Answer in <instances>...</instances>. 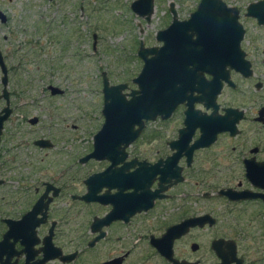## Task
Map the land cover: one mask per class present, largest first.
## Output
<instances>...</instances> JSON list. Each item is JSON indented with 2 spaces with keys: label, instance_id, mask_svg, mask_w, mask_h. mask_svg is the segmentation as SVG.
Returning <instances> with one entry per match:
<instances>
[{
  "label": "flooded vegetation",
  "instance_id": "flooded-vegetation-1",
  "mask_svg": "<svg viewBox=\"0 0 264 264\" xmlns=\"http://www.w3.org/2000/svg\"><path fill=\"white\" fill-rule=\"evenodd\" d=\"M222 1L238 11L244 37L239 51L229 39L218 53L242 52L244 65L228 66L212 92L208 43L194 35L189 51H171L172 69L182 72L174 89L181 101L145 121L137 140L150 137L151 154L133 153L136 140L114 156L82 162L100 129L79 163L72 151L65 159L58 145L69 141L54 116L44 126L26 110L43 104L26 98L37 89L52 98L64 90L10 77L4 85L1 71L0 113L9 108L11 115L0 138V264H264V5L249 13L264 0L245 7ZM175 10L180 22L194 13L180 18ZM25 123L49 134L30 143L19 130ZM28 147L49 161L31 159ZM146 175L151 185H129V177Z\"/></svg>",
  "mask_w": 264,
  "mask_h": 264
},
{
  "label": "rangeland",
  "instance_id": "rangeland-1",
  "mask_svg": "<svg viewBox=\"0 0 264 264\" xmlns=\"http://www.w3.org/2000/svg\"><path fill=\"white\" fill-rule=\"evenodd\" d=\"M134 1L0 0V51L6 55L9 70L14 71H10V82L53 84L65 92L52 98L49 92L41 94L37 89V95L26 97L44 100L41 106L28 107L29 115L42 116L44 126L54 116L59 134L65 133L69 144L58 142L60 151L63 148L59 155L65 159L72 151L79 163L80 157L93 147L94 135L104 124L102 73H108L112 85L127 84L126 92L136 90L133 80L144 66L138 56L141 41L148 48L161 47L157 33L172 23L170 5L181 8L180 18H188L201 0H154L155 11L149 22L131 10ZM225 1L245 7L258 0ZM1 78L0 70V84ZM22 127L19 130L30 143L49 134L42 125L30 128L25 123ZM148 128L144 133L153 130L152 124ZM11 130L15 132L13 127ZM30 131L33 134L27 136ZM153 146V140L145 135L131 149L135 153L142 147L151 154L149 149ZM28 153L37 162L49 161L33 148L28 147ZM3 155L8 156L4 152ZM89 168L83 167L85 171Z\"/></svg>",
  "mask_w": 264,
  "mask_h": 264
},
{
  "label": "water",
  "instance_id": "water-1",
  "mask_svg": "<svg viewBox=\"0 0 264 264\" xmlns=\"http://www.w3.org/2000/svg\"><path fill=\"white\" fill-rule=\"evenodd\" d=\"M262 5L264 1L252 4L249 7V13ZM131 9L149 22L155 11L154 0H136L132 3ZM170 11L174 14V22L157 34V41L164 45L159 48H148L143 41L140 43L138 56L144 62V67L138 77L133 80L138 89L127 93V84L112 85L108 73H102L105 122L95 136V151L82 162L91 158L114 156L120 152L119 147L129 146L138 139L145 121H154L158 114L168 112L169 115L175 109L181 100L175 94L174 89L182 81L179 76L182 72L172 69L171 62L174 57L170 55L171 51H189V44L194 42L197 44L198 41L205 40L204 42L210 46L208 47L210 55L205 56L204 61L209 64V74L214 76L213 81L209 82L212 92L220 91L222 86L220 78L223 74L226 75L228 66L240 70L244 65L242 52L231 58L222 57L218 53L224 49L218 44L222 40L229 39H235L236 50L239 51L244 29L238 21L237 10L228 8L222 0H201L191 18L181 22L177 19L174 3L170 5ZM194 35L198 37V41H193ZM94 39L96 47V36ZM0 66L3 74L2 82L7 85L9 82L8 68L1 52ZM51 90L54 95L62 92L53 87ZM2 97L9 98L6 87ZM10 115L9 108L0 113V138L4 123ZM152 180L153 178L147 175L144 178L135 176L128 178L129 185L135 187L149 186Z\"/></svg>",
  "mask_w": 264,
  "mask_h": 264
}]
</instances>
